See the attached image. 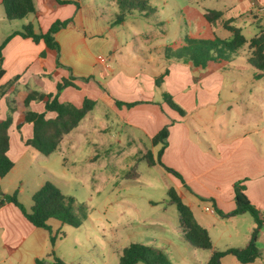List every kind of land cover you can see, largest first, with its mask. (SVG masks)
Segmentation results:
<instances>
[{
    "label": "crops",
    "instance_id": "0c3cea01",
    "mask_svg": "<svg viewBox=\"0 0 264 264\" xmlns=\"http://www.w3.org/2000/svg\"><path fill=\"white\" fill-rule=\"evenodd\" d=\"M33 1L34 13L9 21L0 0V44L28 24L36 32L44 33L56 20L71 18V22L55 34L61 67L55 64V51L46 48L42 41L15 35L2 49L0 120L8 114V98L14 101L15 110L8 128L7 152L13 167L0 178V197L16 192L18 201L29 210L32 194L45 182L61 191L60 184L81 170L79 164L103 161L104 153L115 156L124 153L127 146L159 179L171 183H165L166 191L176 190L196 222L207 230L214 250L245 246L252 229V223L241 218L245 214L220 218L205 208L212 209L214 204L224 213L232 211L233 186L241 181L251 204L264 215V74L256 77L258 71L246 64V47L239 50L242 53L238 58L232 56L222 66L191 69L189 64L167 58L164 53L158 60L147 58L149 68L141 64L142 58L131 57L128 70L126 65L124 69L117 63L124 54L115 58L120 40L111 24L103 19L104 6L99 0H64L66 4L56 0ZM210 2L206 10L221 12V19L232 20L243 35L246 31L254 36L259 26L264 27V0ZM214 25L222 27L219 20ZM140 30H135L139 38L144 34ZM126 55H131L128 50ZM160 75L162 83L157 88L155 78ZM69 76L74 78L75 87L64 88L58 101L80 107L87 98L94 101V106L62 137L56 151L44 156L25 144L32 137V124L23 123L17 128L24 111L41 113L43 103L31 101L25 108L22 100L30 91L54 92L56 84ZM163 92L185 115L180 116L163 102ZM115 101L136 104L117 106ZM168 124L167 146L160 160L180 174L182 181L160 165L148 164L144 158L148 152L156 158L159 146H153L151 139ZM115 146L117 151L111 152ZM30 173H36V181L25 186L23 180ZM241 223L246 224L244 229L238 227ZM216 224L219 226L213 242L209 228ZM48 225L55 236L63 224L50 219ZM263 238L264 227L256 240L260 257L249 264H264V244L260 241ZM50 244L48 232L30 224L15 205L0 206V264H35L36 259L50 254Z\"/></svg>",
    "mask_w": 264,
    "mask_h": 264
},
{
    "label": "rangeland",
    "instance_id": "374dc122",
    "mask_svg": "<svg viewBox=\"0 0 264 264\" xmlns=\"http://www.w3.org/2000/svg\"><path fill=\"white\" fill-rule=\"evenodd\" d=\"M140 1L144 2L130 0L124 4L119 0H99L104 6L103 19L111 24L120 40L115 58L124 54L123 59H117L124 69L126 66L131 69V57L142 58L141 64L147 68L150 67L147 58L158 60L164 53L167 58H175L181 54L179 48L187 45L186 37L213 40L214 35L220 39L231 36L204 19L210 0H145V6ZM136 29L144 32L140 38L135 34ZM244 33L246 38L252 36ZM172 48L174 53L170 51ZM127 50L131 55H126ZM241 53L231 54L238 58ZM124 148V153L115 156L104 153L103 161L79 164L81 170L60 184L61 192L74 200L73 209L81 224L78 227L62 225L49 247L48 253L53 251L54 255L40 260L51 264L56 257L65 264H118L122 250L137 243L160 250L170 264H205L210 252L196 249L182 238L176 207L166 194L165 183H171L159 179L144 160L133 156L131 148ZM112 151H117L116 146ZM35 179L36 173H30L23 180L25 186L33 185ZM241 218H247L253 228V219L248 213ZM218 226L209 228L213 242ZM230 226L229 223L225 228ZM235 227L244 229L246 224ZM260 241L264 244V238ZM220 263L239 264L230 254L222 256Z\"/></svg>",
    "mask_w": 264,
    "mask_h": 264
},
{
    "label": "trees",
    "instance_id": "16d2710c",
    "mask_svg": "<svg viewBox=\"0 0 264 264\" xmlns=\"http://www.w3.org/2000/svg\"><path fill=\"white\" fill-rule=\"evenodd\" d=\"M59 4H66L67 1L56 0ZM138 1V0H135ZM139 2L145 6L146 1ZM130 0H119V3L128 4ZM2 7L6 19L9 21L20 20L29 14L35 12V4L33 0H1ZM133 5V3H130ZM76 6H78L76 4ZM134 6V5H133ZM137 6V5H136ZM204 19L209 24H214L220 21L224 30L230 33L228 39H220L213 36V40H201L191 37H186L187 45L181 46V54L175 58L189 64L191 69H205L210 65L222 66L227 64L234 53L246 47V64L258 71L256 77L264 74V27L259 26L257 33L250 39H246L242 34L241 29L232 24V20H222L221 12L215 10H207L203 14ZM71 22L70 19L63 21L56 20L53 22L46 32L35 31L32 24L24 26L20 31H16L7 36L0 44V77L3 75L2 49L15 35L22 38H30L34 42L42 41L46 48L54 50L56 53L55 64L61 67L58 61L59 46L55 40V34L62 28H65ZM165 50L168 51L167 47ZM174 53V50H170ZM228 52V54H227ZM233 52V54H231ZM44 56V53H41ZM163 75L155 78V86L159 88L162 83ZM74 78H64L55 86V91L50 93H41L36 91L27 92L22 103L25 108L28 107L31 101H40L43 103L44 111L36 113L30 110L23 112L22 121L19 122V129L23 123L32 124V137L25 141L26 145L32 147L36 152L48 156L56 151L62 137L74 129L84 115L92 109L94 101L85 98L80 107H75L70 103H61L58 101V94L66 87H75L72 80ZM87 81V79H83ZM4 95V92L2 93ZM163 102L172 110L176 111L180 116L185 115L177 104L173 102L171 96L165 92L162 93ZM8 114L5 119L0 120V178L5 177L13 167V162L7 155L9 149L8 128L11 125V113L14 109V101L8 98ZM117 106L131 107L136 104L123 103L115 101ZM52 114L48 117L47 114ZM169 126L162 127L156 135L151 139L153 146H159L156 158H152L151 152L145 154L144 158L148 164H158L166 172L172 174L182 181L180 174L171 168L166 167L160 160L162 153L167 146V136ZM185 187V186H184ZM245 187L241 181H238L233 186L234 191V209L228 213L219 210L212 204V210L220 218H228L233 216L248 213L252 219L254 226L249 234L248 242L240 248H230L225 251H216L212 248L211 240L207 230L201 227L193 217L191 209L182 201L174 188H169L166 191L169 201L176 207L179 216V225L182 232V238L196 249L207 250L210 252L206 264H221L220 259L225 254H230L239 264H249L260 257V250L257 247L256 240L258 233L264 227V215L255 208L244 193ZM202 201L204 200L199 198ZM32 205L29 210L18 201L16 192L11 194H2L0 197V206L5 203L15 205L24 218L36 228L44 229L49 234L51 245L54 244L55 236L51 234V229L48 225L50 219H55L63 225L78 227L81 224L79 218L74 212V200L71 197L64 195L54 184L45 182L31 196ZM54 252L48 256H53ZM170 264L166 256L158 249L144 246L142 244L132 243L125 247L119 257L118 264ZM35 264H44L43 260L36 259ZM51 264H65L59 258L53 257Z\"/></svg>",
    "mask_w": 264,
    "mask_h": 264
},
{
    "label": "built area",
    "instance_id": "2783aa9c",
    "mask_svg": "<svg viewBox=\"0 0 264 264\" xmlns=\"http://www.w3.org/2000/svg\"><path fill=\"white\" fill-rule=\"evenodd\" d=\"M205 210H206V211H209V212H212V211H213V210H212L211 208H209V207H206Z\"/></svg>",
    "mask_w": 264,
    "mask_h": 264
}]
</instances>
